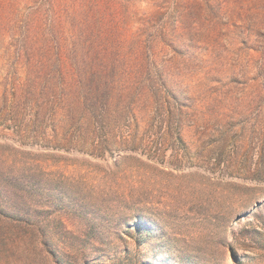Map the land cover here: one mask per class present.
<instances>
[{"label":"rangeland","instance_id":"374dc122","mask_svg":"<svg viewBox=\"0 0 264 264\" xmlns=\"http://www.w3.org/2000/svg\"><path fill=\"white\" fill-rule=\"evenodd\" d=\"M0 264H264V0H0Z\"/></svg>","mask_w":264,"mask_h":264}]
</instances>
